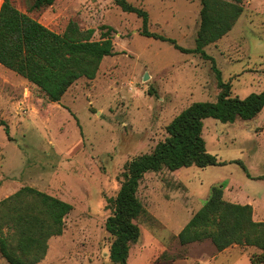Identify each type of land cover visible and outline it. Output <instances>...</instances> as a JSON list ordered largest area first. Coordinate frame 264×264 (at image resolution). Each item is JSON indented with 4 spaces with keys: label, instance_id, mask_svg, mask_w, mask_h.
I'll return each instance as SVG.
<instances>
[{
    "label": "rangeland",
    "instance_id": "obj_1",
    "mask_svg": "<svg viewBox=\"0 0 264 264\" xmlns=\"http://www.w3.org/2000/svg\"><path fill=\"white\" fill-rule=\"evenodd\" d=\"M127 1L148 12L151 32L195 48L201 0ZM13 3L60 34L71 21L95 29L93 41L113 28L115 55L104 58L94 80L79 79L58 103L0 65V117L10 129L9 137L0 125V202L32 187L73 206L63 234L49 240L38 264H113L106 222L127 165L151 154L191 104L217 101L213 64L143 36L142 19L115 0H57L35 11L31 0ZM243 7L232 31L206 48L241 99L264 91V0H243ZM203 137L208 152L225 164L144 176L138 197L148 215L137 221L142 235L128 264H250L261 254L238 245L220 252L210 240L179 243L178 234L215 186H223L226 201L254 206V221L264 222V180L253 179L264 177V110L233 124L207 119ZM0 264H9L1 252Z\"/></svg>",
    "mask_w": 264,
    "mask_h": 264
},
{
    "label": "trees",
    "instance_id": "obj_2",
    "mask_svg": "<svg viewBox=\"0 0 264 264\" xmlns=\"http://www.w3.org/2000/svg\"><path fill=\"white\" fill-rule=\"evenodd\" d=\"M30 10L51 7L57 0H31ZM201 25L196 46L188 49L176 40L150 31L149 14L127 0H115L126 13L142 19L141 34L171 43L184 54H198L213 64L220 93L216 102H196L184 109L166 127L168 136L151 154L127 165L125 181L113 200L112 214L106 230L113 238L110 259L113 264H128L132 245L142 232L137 223L148 215L138 197L140 182L147 173L164 169L175 172L183 168L222 166L225 163L208 152L203 137L205 121L215 119L233 124L250 121L264 110V91L244 99L232 95L231 84L224 82L215 59L206 48L232 31L244 13L243 0H201ZM93 41L95 29H82L71 21L60 34L20 11L13 0L0 6V65L25 78L50 102L58 103L81 78L94 80L102 61L114 56L113 28ZM10 137L7 123L0 117ZM242 165L245 170L244 165ZM264 180V177L253 178ZM73 206L58 197L32 187H24L0 202V252L9 264H38L47 255L48 242L63 234L65 219ZM253 207L230 203L224 199L223 186L212 188L203 207L192 217L177 238L182 246L210 240L218 251L234 245L256 247L261 254L250 264H264V222L253 219ZM176 259H171L173 264Z\"/></svg>",
    "mask_w": 264,
    "mask_h": 264
},
{
    "label": "crops",
    "instance_id": "obj_3",
    "mask_svg": "<svg viewBox=\"0 0 264 264\" xmlns=\"http://www.w3.org/2000/svg\"><path fill=\"white\" fill-rule=\"evenodd\" d=\"M1 67H2V65H1ZM27 81H28V80H27ZM29 83H30V82H29ZM208 198H209V197H208ZM206 201H207V199H205V202H206ZM205 202L203 203V205L205 204ZM242 205H246V204H242ZM248 205H250V204H248ZM251 206H252V205H251ZM202 207H203V206H201V208H202ZM252 207L254 208V206H252ZM201 208H200V209H201ZM200 209H199V210H200ZM255 209H256V208H255ZM199 210H198V211H199ZM198 211H197V212H198ZM197 212H196V213H197ZM196 213H195V214H196ZM195 214H194V215H195ZM254 214H255V212H254ZM194 215H193V216H194ZM193 216H192V217H193ZM191 219H192V218H191ZM191 219H190V220H191Z\"/></svg>",
    "mask_w": 264,
    "mask_h": 264
},
{
    "label": "water",
    "instance_id": "obj_4",
    "mask_svg": "<svg viewBox=\"0 0 264 264\" xmlns=\"http://www.w3.org/2000/svg\"><path fill=\"white\" fill-rule=\"evenodd\" d=\"M147 79H148V76L146 75V76H145V80H147Z\"/></svg>",
    "mask_w": 264,
    "mask_h": 264
}]
</instances>
